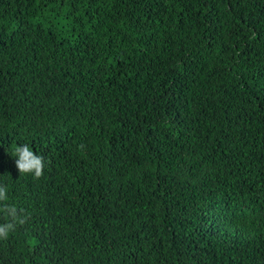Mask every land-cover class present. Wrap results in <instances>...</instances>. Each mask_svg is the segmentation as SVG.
Returning <instances> with one entry per match:
<instances>
[{"label": "trees", "instance_id": "obj_1", "mask_svg": "<svg viewBox=\"0 0 264 264\" xmlns=\"http://www.w3.org/2000/svg\"><path fill=\"white\" fill-rule=\"evenodd\" d=\"M0 186V264H264V0H0Z\"/></svg>", "mask_w": 264, "mask_h": 264}, {"label": "clouds", "instance_id": "obj_2", "mask_svg": "<svg viewBox=\"0 0 264 264\" xmlns=\"http://www.w3.org/2000/svg\"><path fill=\"white\" fill-rule=\"evenodd\" d=\"M12 156L15 158V166L19 174H31L34 178H39L43 174L44 158L42 155H37L33 152L28 144L16 145ZM7 200V189L5 186H0V202ZM0 212H4L11 216L12 221L20 222L15 215L16 209L11 206L0 208ZM15 228L14 222L0 224V239H7L8 235Z\"/></svg>", "mask_w": 264, "mask_h": 264}]
</instances>
